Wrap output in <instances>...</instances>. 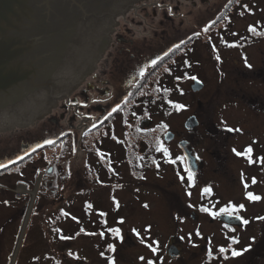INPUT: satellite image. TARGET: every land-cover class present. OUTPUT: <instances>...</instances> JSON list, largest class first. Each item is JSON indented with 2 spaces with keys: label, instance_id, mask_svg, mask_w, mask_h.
Returning a JSON list of instances; mask_svg holds the SVG:
<instances>
[{
  "label": "flooded vegetation",
  "instance_id": "1",
  "mask_svg": "<svg viewBox=\"0 0 264 264\" xmlns=\"http://www.w3.org/2000/svg\"><path fill=\"white\" fill-rule=\"evenodd\" d=\"M88 2L101 8L105 5L113 14L104 41L99 22L89 36L94 42L88 44L97 50V57L75 85L50 95L53 82L49 67L45 74L49 81L45 86L41 83L40 89L31 79L34 75L38 78L33 73L8 84L14 86L12 97L6 99L5 93L0 94V145L3 152L7 145L13 148L8 152L12 159L5 161L0 154V165H6L0 167V174L12 168L21 174L44 149L51 150L55 143L67 140L61 148L66 152L72 135L94 133L91 146L84 147L77 173H106L126 189L131 180L142 182L145 171L166 163L168 158L156 150L159 144L173 146L174 157L169 153L173 160L183 157V150L189 153L192 180L188 179L185 159L176 164L167 162L175 173L176 193L172 195L177 200V225L181 231L165 244L164 259L174 260L175 264H225L227 252L242 254L251 247H238L240 243L254 240L258 244L264 239V222L255 232L241 230L246 228L245 206L264 211V0ZM82 3L86 4V0H80ZM49 4V12L55 15L81 11L65 8L68 3L60 0H50ZM51 5L59 7L51 9ZM59 32L57 36L43 35L45 44L53 46L45 52L49 58L41 62L52 63L54 53L67 54L66 49L81 45L66 43L65 38H79L82 34ZM5 70L2 68L0 73ZM156 74L175 83L170 92L179 100L183 91L189 90L192 110L188 116L196 120L195 126L186 130L189 137L172 132L173 138L165 141L160 133L149 135L156 125L145 116L147 105L129 104L144 82ZM183 80L187 87H182ZM113 108L117 110L113 112ZM44 116L43 133L51 143L36 145V123H42ZM27 128L30 130L23 135ZM11 133L16 135L13 140L4 138ZM249 147L252 152L247 154ZM50 157L45 172L69 176V156L61 164L54 161L52 152ZM37 172V168L31 170L32 174ZM206 188L210 191L205 192ZM248 192L261 199L249 200ZM240 205L244 207L240 209ZM204 207L210 212L202 211ZM226 207L238 211L230 217L220 212ZM225 216L231 218L230 223ZM233 239L236 243H232ZM170 247L175 249V256L169 254ZM221 247L228 250L221 253Z\"/></svg>",
  "mask_w": 264,
  "mask_h": 264
},
{
  "label": "rangeland",
  "instance_id": "2",
  "mask_svg": "<svg viewBox=\"0 0 264 264\" xmlns=\"http://www.w3.org/2000/svg\"><path fill=\"white\" fill-rule=\"evenodd\" d=\"M169 82L164 76L152 75L144 82L140 92L131 97L129 104L147 105L145 116L156 125L154 130L150 129V135L160 133L163 137L166 131H171L189 137L182 123L192 110L190 92L188 89L183 91L179 100L173 91L170 92L175 83L172 81L168 85ZM181 85L184 88L188 84L183 80ZM177 101L184 107L176 109L173 105ZM36 126V145L44 144L47 141L43 133L46 124L43 121ZM27 130L30 128L22 134ZM81 135L75 133L70 137L72 143L68 154L61 151L67 145L64 142L67 140H62L51 150L44 149L43 153L37 154L36 161L33 160L23 173H17L12 168L8 173L0 174V264H144L152 257L157 264H175L174 260L164 259L165 244L181 231V226L177 225V200L172 195L176 193L173 166H168L166 159L161 167L145 171L146 177L140 180L142 182L131 180L132 184L126 189L121 188V182L116 177L106 173L99 172L95 176L85 172L79 175L77 170L81 166L84 147H90L95 137L94 133ZM15 136L11 133L4 138L13 140ZM166 148L174 157L176 148ZM12 149L7 145L3 152L0 145V154L5 161L13 158L8 156ZM51 152L57 164H61L65 157L70 158L69 176H62L61 173L54 175L56 182L53 185L44 176ZM33 168L39 169V172L32 174ZM36 184L35 197L17 247L31 192ZM21 185L26 186L27 191L19 190ZM243 219L249 223L241 232H255L264 222V211L245 206ZM121 220L123 223H120ZM251 225L252 230L249 229ZM111 228H119L121 236L108 231ZM133 229L140 233L139 237ZM253 242L240 243L238 247H251L233 260L231 252H227L229 256H224L228 259H225V264H264V239L256 245ZM153 245L157 248L155 253L151 250ZM225 249L228 250V247Z\"/></svg>",
  "mask_w": 264,
  "mask_h": 264
},
{
  "label": "water",
  "instance_id": "3",
  "mask_svg": "<svg viewBox=\"0 0 264 264\" xmlns=\"http://www.w3.org/2000/svg\"><path fill=\"white\" fill-rule=\"evenodd\" d=\"M49 1L0 0V72L2 68L6 69L0 73V94L3 95L5 93L6 99L14 94V86L9 87L8 84L10 82L13 84L17 77L25 78V76L29 77L28 75L35 73L38 74V78H35L34 75V78L31 79L39 84V89L42 84L45 86V83L49 81L45 75L49 67L52 68L50 73L52 74L53 82L50 95L67 91L75 85L82 74L93 66L97 57V50L88 44L89 41L94 42L89 36L95 33L97 22L101 25V41L105 39L103 36L105 31L108 30V23L111 22L110 17L113 14V10H106L104 8L105 5L102 8L96 7V4H92L88 0H86V4H80V0H60V2L68 3L65 8H75L81 11L71 10L69 13L55 15L56 13H51L48 10L50 8V4L48 5ZM56 7L59 6L51 5V9ZM95 9L97 13L94 12ZM98 9L100 13H98ZM59 31L68 34H82L83 36L79 38H65L66 43L81 42V45L66 49L67 54L59 55L54 53L55 60L52 63L41 62L42 59L49 58L45 52L53 46L45 44L47 39L43 35L49 37L57 36L60 33ZM53 50H56V48L53 47ZM27 94L29 95V92ZM42 119L44 121L45 116ZM195 123V118L190 116L186 119L184 128L190 131L195 126ZM172 138L173 134L171 132H167L164 135L165 141H169ZM183 144L184 141L179 143V146ZM183 156L187 168L192 169V159L186 150H183ZM37 185H35L32 192L29 207L33 202ZM27 213L23 221L17 247L27 221ZM224 220L229 222L231 218L225 216ZM173 250L175 249L172 247L168 250L171 256L176 255Z\"/></svg>",
  "mask_w": 264,
  "mask_h": 264
},
{
  "label": "snow or ice",
  "instance_id": "4",
  "mask_svg": "<svg viewBox=\"0 0 264 264\" xmlns=\"http://www.w3.org/2000/svg\"><path fill=\"white\" fill-rule=\"evenodd\" d=\"M217 59H219V57H217ZM153 63H155V61H153ZM178 79H179V78H178ZM192 79H195V77H193ZM173 106H174L176 109H181V108L184 107V105H181V104H175V105H173ZM116 110H117L116 108H113V109H112L113 112L116 111ZM161 127H165V126H164V125H161ZM229 130L231 131V129H229ZM45 143H51V141H45ZM156 150H157V151H162L163 154H164V156H165L166 158H168V159H167V162L172 163V164H176V161H177V160L183 161V160L185 159L184 157H177L176 160L171 159L170 156H169V150H168V148L164 147L163 144H159ZM234 151H235V150H234ZM246 152H247V154H250V153L252 152V149L249 147V148L246 150ZM237 155H241V153L238 152ZM249 159H250V162H251V158H250V156H249ZM0 167H6V165H0ZM185 170L188 171V179H189V181H191V180H192V173H191L190 169H187V168H186ZM181 178H182V177H181ZM253 183H255V179H253ZM245 188H247V185H246V184H245ZM204 191H205V192H209L210 189H207V188H206V189H204ZM189 195H191V193H189ZM247 196H248V199H249V200H252V201H257V200L261 199L259 196H255V195H253L251 192H248V193H247ZM243 207H244V205H240V206H239L240 209H242ZM201 210L204 211V212H210V209L207 208V207H204V208H202ZM236 211H238V209H236L235 207H226V208H221V209H220V212L225 213V214H227V215L230 216V217H231V216L233 215V213L236 212ZM211 214L214 215V216L219 215V213H211ZM236 218H237V219H241V217H239V216H237ZM120 223H123V221L121 220ZM243 223L246 225V224L249 223V221H248L247 219H244V220H243ZM108 231H110L111 233H113V235H115V236H117V237H120V236H121V231H120L119 228H111V229H108ZM132 231L135 232L136 235H137L138 237L140 236V233L137 232L136 229H133ZM145 231H147V229H146ZM101 235H103V233H101ZM141 242H142V243L144 242V239H143L142 237H141ZM153 243H154V242H153ZM232 243H236V240L233 239V240H232ZM109 247L112 248L113 246H112V245H109ZM149 247H151V244H149ZM151 250H152L154 253L157 251V249H156L155 247H152ZM225 251H226V249H225L224 247L219 248V252L224 253ZM231 255H232L233 257H236V256L241 255V252H240V251H235V250H233L232 253H231ZM141 259H143V257H141ZM148 264H153V262L150 260V261H148Z\"/></svg>",
  "mask_w": 264,
  "mask_h": 264
},
{
  "label": "trees",
  "instance_id": "5",
  "mask_svg": "<svg viewBox=\"0 0 264 264\" xmlns=\"http://www.w3.org/2000/svg\"><path fill=\"white\" fill-rule=\"evenodd\" d=\"M66 153L68 154L69 153V150H67ZM44 176L47 178V180L49 181L50 184L53 185L56 182L54 174H47V173H45Z\"/></svg>",
  "mask_w": 264,
  "mask_h": 264
},
{
  "label": "bare ground",
  "instance_id": "6",
  "mask_svg": "<svg viewBox=\"0 0 264 264\" xmlns=\"http://www.w3.org/2000/svg\"><path fill=\"white\" fill-rule=\"evenodd\" d=\"M29 210H30V208H29ZM28 215H29V211H28V213H27L26 219H28V218H27V217H28Z\"/></svg>",
  "mask_w": 264,
  "mask_h": 264
}]
</instances>
